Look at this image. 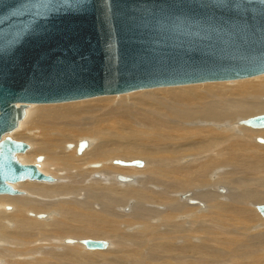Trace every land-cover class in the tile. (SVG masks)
<instances>
[{"label": "bare ground", "instance_id": "bare-ground-1", "mask_svg": "<svg viewBox=\"0 0 264 264\" xmlns=\"http://www.w3.org/2000/svg\"><path fill=\"white\" fill-rule=\"evenodd\" d=\"M261 75L27 106L17 159L53 180L0 195V264H264Z\"/></svg>", "mask_w": 264, "mask_h": 264}, {"label": "water", "instance_id": "water-1", "mask_svg": "<svg viewBox=\"0 0 264 264\" xmlns=\"http://www.w3.org/2000/svg\"><path fill=\"white\" fill-rule=\"evenodd\" d=\"M261 74L264 0H0V195L53 180L38 170L42 156L22 164L17 154L29 146L6 135L29 105ZM240 123L264 128V114ZM256 209L264 216V205Z\"/></svg>", "mask_w": 264, "mask_h": 264}, {"label": "rangeland", "instance_id": "rangeland-1", "mask_svg": "<svg viewBox=\"0 0 264 264\" xmlns=\"http://www.w3.org/2000/svg\"><path fill=\"white\" fill-rule=\"evenodd\" d=\"M262 76V75H261ZM255 77H257V76H255ZM259 77V76H258ZM253 78V77H252ZM242 80V79H241ZM244 80H246V79H244ZM235 81H238V80H235ZM226 82H234V81H226ZM206 83H215V82H206ZM201 84H204V83H201ZM185 86V85H184ZM124 95H128V94H124ZM119 96H121V95H119ZM100 97H106V96H100ZM96 98V97H95ZM98 98V97H97ZM60 104V103H59ZM40 105H44V104H40ZM45 105H48V104H45ZM49 105H52V104H49ZM237 120V119H236ZM14 132H15V130L13 131V132H11V133H9V134H6L7 136H9V137H11L12 139H13V137H14ZM4 138V137H3ZM262 138H264V137H262ZM15 140V139H14ZM18 141H22V142H24L23 140H18ZM26 143V142H25ZM260 144V143H259ZM21 155V154H20ZM19 156V155H18ZM257 205H260V204H256L255 206H257Z\"/></svg>", "mask_w": 264, "mask_h": 264}]
</instances>
